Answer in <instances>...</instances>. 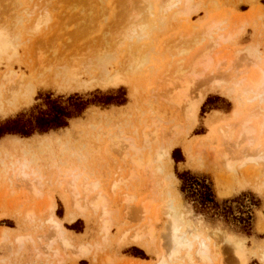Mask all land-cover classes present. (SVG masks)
I'll return each mask as SVG.
<instances>
[{
	"label": "rangeland",
	"instance_id": "rangeland-1",
	"mask_svg": "<svg viewBox=\"0 0 264 264\" xmlns=\"http://www.w3.org/2000/svg\"><path fill=\"white\" fill-rule=\"evenodd\" d=\"M106 1L107 5H104L106 6L105 8L101 4V0H0L1 28L4 25L3 28H9L10 26L9 29H12L14 24H18V26L15 25L14 27L17 28V31H20H15V28L12 29V33L15 32V35L20 34L18 37L20 42L17 39L15 44V46L19 44V47H16L17 52L13 50L6 54L7 57L11 52H16V55L18 54L17 58L16 56L13 58V55H10L13 60L9 56L7 57L9 60L6 61V59L4 61V56L0 60V73L6 71L10 65L18 73H28L29 67H33L34 64H37V59L39 60V53L37 58L38 51H42L43 55H45L42 58H49L48 54L55 53L54 55H56L61 50V56L70 58V55L81 47L84 49L81 48L82 50L77 49L76 51H81L82 53L75 52L76 54L74 53L72 56L85 54V48L87 47L89 49L87 53H90L92 49L89 47L99 43V39H104L103 35H108L109 32L110 37L119 23L122 22L119 15L121 10L118 11V6L114 4L116 0ZM160 1L151 0L152 10L150 12H155L156 15L154 17L150 16V19L154 21V28L151 29V36L143 42L154 49V55L152 56L154 58L148 62L147 66L149 68L146 67L148 68L146 73L140 72L133 77V82L138 87L134 97H131L132 89L128 86L109 89L97 88L75 93H60L39 87L30 105L6 118L0 119V127H6L14 131V133L5 134L0 140L18 137L25 139V143L32 144L35 140L40 139L37 138L38 136L49 133L60 139V142H56L46 149L44 147L39 148L38 145L32 146L31 155L34 157L35 166L39 168L42 177V182L40 181L39 184L41 183L42 185L41 191L43 195L40 198H35L33 192L25 185L24 181H20L17 176L12 175L11 171L16 167L17 160H5L6 163L4 165L6 170H8L7 173L2 170L4 168L0 164V264H157L161 253L167 254L169 251L168 244L163 241L166 238L163 236H166L164 234H166L167 227L164 228V222L156 224L157 231L153 245L150 243L142 246L134 244L132 239L128 238H131L130 235H135L134 231L144 225L142 223L145 222V219L142 217L140 221L139 213L135 209L137 207L136 203L127 202L124 204L123 201H120L124 196L129 198V196L126 197L127 194L136 197L138 202L140 198L141 200L150 198L154 202L152 204V212H154V209L163 208L170 200H174L175 204L180 203L182 205L181 210L191 226L188 228L187 223L183 230L194 229L201 238L207 241L212 249V264L242 263L235 249L224 241V237L221 238L224 234L230 233V235H237L236 237H240L239 239H245L243 240V245L246 251V264H264L260 257L262 252H264L263 179L259 181L260 190L251 188L239 190L230 182V174L221 165L217 164L214 158L204 157L205 165H200L201 163L191 161L185 151L186 146L190 142L205 139L210 140L209 147L215 148L216 152L221 150L220 141L217 140L216 133L220 126L233 119L232 111L235 110V97L241 99L242 94L233 89L234 86L231 85L232 83L227 78H224L225 82L221 84V89L218 88L216 91H211L210 85L200 88L199 94L196 93L197 90H194L199 96L204 93V100L197 113L194 128L189 131V134H185V129L186 132L189 129V125L186 126L188 121L183 117L180 118L168 106L167 99H165L166 101L164 100L166 98L165 94L168 92L166 89L168 88L162 82V78L167 71V64L173 59L182 58L181 54L180 56L176 54L178 53L177 51L184 48V51H189L187 58V51L182 53L184 55L183 58L185 57L186 61L188 60L189 62L192 61V55L195 53L202 52L199 54H203L207 49H210V44L208 43H211V41L207 36L202 35L204 32L202 30L212 18L223 19L224 35L232 34L243 28V34L239 39L224 43L221 48L211 51L212 56L216 55L214 58L215 62L220 61V68L225 72L232 71L234 73L236 71L242 73L243 71H249L251 73L253 68L246 58L248 48L258 49L260 55L264 58V0H193L194 8L197 6L196 8L199 10L189 18H185V21L183 18V22L181 21L182 18H180L181 20L179 17L176 19L172 12L169 13H172V19L175 18L176 20L173 21L168 13V16L166 15L167 18L165 17L166 21H163L160 15L161 12L159 13L161 11ZM142 7H139L141 10L136 7V12L142 14L143 17V14H147V11H142ZM101 9H104V11L101 12ZM39 17L41 19H38ZM37 19L39 20V25H36L38 24ZM40 20H43V23ZM40 23L42 24L41 26ZM19 25H21V28H19ZM35 25L40 26V29L33 33L36 30L34 29ZM86 26L90 28L86 29ZM83 28L86 30H83ZM80 29L82 30L80 31ZM111 31L113 32L111 33ZM93 37L98 39V41H95ZM89 40L97 43H93L94 45L92 46ZM128 40L124 39L122 50L127 48ZM88 43H90V46L87 45ZM197 43L200 44L198 45ZM175 44L177 47H175ZM36 47L39 49L38 51ZM64 47H67L68 51L63 50L65 49ZM171 47L174 49H171ZM202 49H205V51ZM32 52L36 53V61L33 58L35 54L32 57ZM70 52L72 53L69 54ZM64 53L69 55L66 54L64 56ZM22 57L23 60H21ZM42 58L40 55V59ZM29 61L32 62L31 65ZM149 70L152 72L150 71L149 75H147ZM160 72L163 73L162 77H160ZM221 78L218 80H223ZM151 89L152 91H150ZM154 89L155 91L153 92ZM148 90L150 93L152 92L151 96L153 93H155V96L151 97ZM157 90H160V93ZM194 92L191 94L194 95L192 99L196 98ZM168 94L170 95L171 93L168 92ZM156 96H160V99L164 97L163 102L159 98H157V101L154 100ZM143 99H146L145 101L148 99L150 102H145ZM80 102L85 105H81ZM253 105L250 103L246 104L243 110L249 112L250 108L251 110L255 108V105L254 108ZM57 108L64 110L65 116L61 118V122L66 124V126L51 129L46 133H40L39 120L45 119L49 125H54V110ZM156 117L162 120L160 127L164 130L166 129L171 137L173 133L168 132V128L171 129L173 126L172 120L180 123L181 127L184 128V134L174 135L179 140V143L170 152L172 160L163 158V173L154 169L146 174L144 171H140L137 178L132 179L126 185H120L116 189V191L119 190L118 196L116 191H114L116 194L111 195V182H116L118 177L125 175L126 170L122 167L123 161L116 154L118 150L116 151L113 147L112 149L108 146L109 142H106V136L117 132L116 128H114L117 124L120 126L129 122L130 125L126 127V130L130 131L134 129V126H139L142 120H150L152 118V122L154 118L158 120ZM260 118L262 117L260 116ZM75 119H79L80 122L74 124L72 121ZM92 125H95L96 128L92 127ZM20 133H31L32 135L28 137ZM96 133L99 135L96 136ZM118 166L120 170L117 169ZM75 169L85 174L94 173L104 186V190L111 202L110 209L113 212L111 215L113 224L107 235L102 234L100 231L98 215L93 214L91 209L83 216L78 215L79 217L77 216L74 222L69 220L67 202L70 203L71 194L68 193L69 191L66 192L67 185L63 180L65 179L66 171ZM59 172H61V175ZM184 172H188L204 180L206 184L211 185L216 200L222 204L221 211L230 212L231 215L228 217L223 215L213 217L211 213L201 212L196 208L194 203L187 199V192H182L183 182L179 176ZM171 175H174L175 179ZM227 176L229 179H227ZM46 194H50L51 200L57 205L54 212V220L61 224L65 236L75 247L80 245L88 247L87 254L81 257L79 254L75 256V252L79 253L77 249L75 251L63 248L57 237V230L51 222H48L49 215L50 217L52 215L48 214L50 212L46 210L44 200L49 203V197L46 199ZM224 201H228V203L223 204ZM30 207L34 208L32 209L34 211L33 215H30V217L35 218L27 219L26 221V212L31 209ZM128 207H133L136 212L133 209L131 211L130 209L127 210ZM43 210L45 211L44 213H42ZM125 210L130 212L128 213ZM248 217L250 218L248 220L249 225L242 220H246ZM220 233H223L222 236H220ZM161 245H163V248H161ZM169 264L188 263L179 259L170 261ZM197 264L203 263L198 262Z\"/></svg>",
	"mask_w": 264,
	"mask_h": 264
},
{
	"label": "bare ground",
	"instance_id": "bare-ground-1",
	"mask_svg": "<svg viewBox=\"0 0 264 264\" xmlns=\"http://www.w3.org/2000/svg\"><path fill=\"white\" fill-rule=\"evenodd\" d=\"M125 1L127 2L124 3ZM101 4H103V6L107 5V1L101 0ZM114 4L118 6V11L121 10L119 15L122 19V22L119 23L114 32L111 31V33H113L112 35L110 34V37V32L108 31V35H103L104 39L101 38L99 41L93 37V39L99 43L95 41L91 42L89 40L92 43V46L94 45L93 43H97L93 47H89L92 49L91 52L89 51L90 53H87V50H89L88 47L83 45L87 47L85 48V54L79 55L81 51L77 52L76 50H82L84 48L81 46L80 47L82 49L77 48V46V49L75 48V52L79 53L77 56H72L75 53L73 52V54L70 55V58H65L60 55L62 51L61 50L60 52L57 51L59 53H56V55H54L55 53L51 55L48 54L50 57H45V59L42 58V56L44 57L45 55H43L42 51L39 52V49L36 47L38 52L36 50L35 51L37 52V58L39 53V60L37 59L36 61V53L32 52V57L35 54L33 58L37 64H34L33 67H29L28 73H18L15 71V69H13V67H11V65L7 67L6 71L0 73V119L6 118L16 111L25 108V106L30 105L39 87L55 90L60 93H75L97 88L109 89L119 86H128L130 89H132L131 97L135 96L138 87H136L134 84L133 77H135L140 72L146 73V69L149 68V66H147L148 62L154 58H152L154 55V49L143 42L146 41L149 36H151V29L154 28V21L150 19V16L154 17L156 15L155 12H150L152 10L151 0H116ZM104 7L106 8V6ZM136 7L139 10H141L139 7H142V11H147V14L144 13L142 17V14H138L136 12ZM160 7L161 11H159V13L161 12L160 15L162 16L161 19L163 21L167 18L166 15L169 12H172L176 19H178L177 17H179V19L182 18V20H180L183 22V18L185 21V18H189L193 13L195 14L199 10L196 8L197 6L194 8L193 0H161ZM104 9H101L100 11L102 12ZM172 13H169L171 15V19ZM175 18L172 20H176ZM38 19L41 18L39 17ZM37 22L38 24L36 25H39V20ZM40 22L43 23V20H40ZM41 23L40 26L42 25ZM223 24L224 21L223 19L221 20V18H212L209 20L204 30H202L204 32L201 33L210 39L211 43H208L210 44V49L206 48V51L205 49H202L205 52H203V54H199L202 52H197L198 56L197 53H195L194 55L197 57L195 58V56L192 55V61L188 62V60L186 61L185 57L183 58L184 55H182V53L187 51H184L185 48L177 51L178 53L176 54H179V56L181 54L182 58L175 60L173 59V61L167 64V71L163 77L164 79L162 78V82L166 85V88L169 89L166 90L171 94L167 95V92L165 94L166 98H163L164 100L167 99L168 106L174 111L175 114H178L180 118L183 117L188 121L186 126L189 125V129L187 132L185 129V134H189V131L194 128L197 113L204 100V93L200 94V96L198 95L200 88L210 85L211 91H216L218 88L221 89V84H224L225 82L224 78H227L232 83L230 84L234 86L233 89H235L237 92H240L242 97L241 99L235 97L236 105L234 107L235 110L232 111L233 119L230 120V122L225 123L223 126H220L219 129L217 128L218 132L216 135L217 140L220 141L221 150L216 152L215 148L209 147L210 140L205 139L199 140L197 142H190L186 146L185 151L191 161L201 163L200 165H205L204 157L214 158L216 163L221 165L231 175V177L229 175L230 179L228 176L227 179H229L232 185L236 186L239 190H244L247 188L260 190L259 181L263 179L262 182H264V58L260 55L258 49L248 48L246 51V58L248 63L253 68L251 73L249 71H243L242 73L235 71L238 73L236 74L235 72L232 73V71H222L219 64L220 61L215 62L214 58L216 55H213V57L211 51L219 49V47L221 48L224 43H230L232 40L239 39L243 34V28H241L232 34L224 35L223 31L225 27ZM15 25L18 26V24H14V26ZM36 25L34 28L36 30L33 31V33L40 29V26L38 27ZM3 26L4 25H2V28L0 26V60L3 59L4 56L6 57V54L9 51H16V47H19V44L17 46H15V44L17 41L20 42V38L18 39L20 34L18 33L19 35L16 34V36L14 34L15 32L12 33L13 28H15V31H17L16 27L12 26L13 28L9 29L10 26L9 28H3ZM19 26V28H21V25ZM89 28L87 27L86 29ZM86 29L83 28V30ZM81 30L82 29H80V31ZM24 34L26 33L24 32ZM87 34L90 35L89 33ZM124 39H129L127 41L129 43H127V48L122 50L121 47L124 44ZM89 44L90 43L87 45ZM181 46L183 47V45ZM175 47H177L176 44ZM172 48L173 47H171V49ZM67 49L68 48L66 47L63 50ZM121 51H123L122 54ZM16 52H11L10 55H13V58L15 56L17 58L18 54L16 55ZM71 53L72 52L69 54ZM188 53L189 51L186 53V58L188 57ZM66 54L64 53V56H66ZM40 55L42 59H40ZM11 56L9 58H12ZM5 57L4 61L7 59V57ZM23 57L21 60H23ZM8 60L9 59L6 61ZM31 63L32 62H30V65ZM144 68L145 70L143 71ZM165 68L164 70H166ZM152 70L154 69L152 68ZM150 71L151 70L148 71L147 75H149ZM163 73H161L162 75L160 74V77L163 76ZM220 78L223 80H218ZM160 86L159 88L161 90ZM160 90L157 91L159 92ZM194 90H197L196 93L198 94H196ZM150 91H152V89ZM192 92H194L196 95L195 99H192V97H194V95H191ZM151 93L149 94L150 96ZM154 94L155 93H153V95ZM168 96L170 97L168 98ZM159 97L156 96V99H153L157 101V98ZM163 98L160 99L162 102ZM147 101L149 100L147 99ZM165 101L164 103H166ZM249 103L255 105V108L253 105L255 110L253 108V110H251L250 108L249 112H245L243 109L246 104ZM140 113L142 114V112ZM260 116L262 118H260ZM151 119L142 120L139 123V126H134V129L130 131L126 130V127L130 125L129 122L120 126L117 124L114 126L117 132L108 134L106 136L108 139H106V142H109V145H107L111 148L113 147L116 151L118 150L116 154H118L119 158H121L123 161L122 167L126 170L125 175L118 177L116 182H111V195H114L119 191H116V189H118L120 185H126L130 183L132 179L137 178L138 172L140 171H144L146 174L147 172H152L154 169L160 173H163V158H169L172 160L170 152L179 143V140H177L174 135L176 136V134H184V128L181 127L180 123H176L174 120H172L171 122L173 123V126L171 129L168 128V132L173 133V136L171 137L168 135L166 129L164 130L162 127H160L162 121L159 120L160 118H157L158 120L154 118L152 122ZM72 122L76 124L80 122V120L75 119ZM92 127L96 128L95 125H92ZM104 134L102 133V135ZM98 135L99 134L96 133V136ZM37 138L40 139L35 140V142L32 144L25 143V139H20L18 137L5 138L4 140L0 141V164L4 168L2 170L7 173L8 170H6L4 165L6 163L5 160H17L16 167H14V169L11 171V173H13L12 175L17 176L18 180L24 181L25 185L30 188L31 192H33L35 198H40L42 197L41 195H43L41 191L42 185L41 183L39 184L40 181L42 182V177L40 175L39 168L35 166V159L31 155L32 146L38 145L39 148L44 147L46 149L51 147V145H54L56 142H60V139L56 138L53 134L38 136ZM206 153L208 154L205 155ZM117 169L120 170L119 166ZM59 173L61 175V172ZM171 177L175 179L174 175H171ZM63 181H65L67 185L66 192L69 191L68 193L71 194V201L70 203L67 202L68 215L70 217L69 220L74 222L78 215L83 216L88 210L91 209L93 214L95 213L98 215L97 218L100 223V231L102 234L107 235L113 224L111 216L113 212L110 209L111 202L108 199L101 180L97 178L92 172L85 174L75 169L66 171L65 179ZM118 194L119 192L117 193V196ZM49 195L46 196V199L49 197V203H46V200H44L47 208L46 210L50 212L48 214L52 215L51 217L49 215L48 222H51V224H53L57 230V237L61 245H63L64 249L68 248L75 251L77 249L79 253L75 252V256H77L76 254H79L81 257L82 255L87 254L88 247L86 245L75 247L73 243H71V241L65 236V232L62 229L61 224L54 220L53 217L57 205L51 200ZM128 196L129 198H125L124 196L125 199L122 198V196V200L120 199V201H123L124 204L127 202L136 203L137 207L135 206L136 208H134L139 213L140 221L142 217L145 219V222L142 223L144 224L141 226L142 228H135L137 229L134 231L135 235H130L131 238H128L132 239L134 244L142 246L144 244L150 243L153 245L155 243L157 231L156 224L158 222H164V228L167 227V230L165 229L166 234H164L166 236H163L166 238L163 239V241H166L165 244H168L167 246L169 251L167 254L161 253L157 264H169L170 261L172 262L179 259L185 260L188 264H197L198 262L203 264L213 263L212 249L210 248L207 241L201 238V236L196 233L194 229H187L186 231L183 230L189 221H187L186 216L182 212V205L180 203L175 204L174 200H170L163 206V208H157L156 210L154 209V212H152V204H154V202L151 201L150 198H145L146 200H141L140 198V201L138 202L136 197L127 194L126 197ZM32 209L34 208L32 207L31 209L27 210V216L25 217L26 221L27 219L31 220L35 218L30 217V215H33L34 212ZM129 209L131 211L133 207H128L127 210ZM44 210L42 213L45 212ZM127 210L125 211L128 212ZM136 210H134V212H136ZM137 227L139 228V226ZM187 227H191L189 223ZM222 234L220 233V236H222ZM230 234H224L221 238L224 237V241L235 249L238 258L242 262L241 264H246V251L243 245V240L245 239H239L240 237H236L237 235L235 236ZM161 248H163V245H161ZM260 257L264 262V252H262Z\"/></svg>",
	"mask_w": 264,
	"mask_h": 264
},
{
	"label": "trees",
	"instance_id": "trees-1",
	"mask_svg": "<svg viewBox=\"0 0 264 264\" xmlns=\"http://www.w3.org/2000/svg\"><path fill=\"white\" fill-rule=\"evenodd\" d=\"M81 102H80L81 105H85L84 103H81ZM54 112H55V118L53 120L54 125L53 124L49 125L48 121H46L45 119L39 120V132L40 133H46L51 129H58V128H62L66 126V124L61 122V118L65 116L64 110L57 108L54 110ZM7 133H14V131L6 127H0V138L3 137ZM20 134L23 136H28V137L32 135L31 133L30 134L20 133ZM179 178L183 182L182 192L184 193L187 192V199L193 202L196 208H198L201 212L211 213L213 217L222 216V215L225 217H228L229 215H231L230 212L227 213V212L221 211L222 204H220L216 200V196L214 195L211 185L206 184L204 180H201L198 177L193 176L188 172H184L183 174L179 176ZM226 203H228V201L223 202V204H226ZM249 219L250 218L248 217L246 220L245 219H242V220L244 221V223L249 225V222H248Z\"/></svg>",
	"mask_w": 264,
	"mask_h": 264
},
{
	"label": "crops",
	"instance_id": "crops-1",
	"mask_svg": "<svg viewBox=\"0 0 264 264\" xmlns=\"http://www.w3.org/2000/svg\"><path fill=\"white\" fill-rule=\"evenodd\" d=\"M17 112V111H16ZM15 112V113H16ZM14 114V113H13ZM12 115V114H11ZM2 119V118H1ZM49 134H52V133H49ZM49 134H44V135H42V136H45V135H49ZM5 138H3V139H1L0 141H2V140H4ZM21 139V138H20Z\"/></svg>",
	"mask_w": 264,
	"mask_h": 264
}]
</instances>
